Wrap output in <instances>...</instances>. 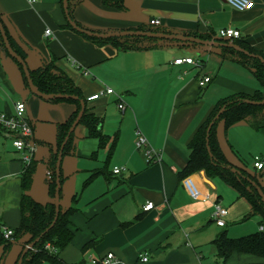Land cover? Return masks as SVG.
<instances>
[{"label":"crops","instance_id":"0c3cea01","mask_svg":"<svg viewBox=\"0 0 264 264\" xmlns=\"http://www.w3.org/2000/svg\"><path fill=\"white\" fill-rule=\"evenodd\" d=\"M122 2L123 8H114L102 0H75L72 15L83 27L98 32L151 27L207 35L231 27L240 31L238 40L264 54V0H253L243 11L225 0ZM0 17L25 52L29 69L55 59L86 98L106 88L113 90L86 102L88 112L100 118L104 139L90 136L85 123L78 122L72 144L62 154L60 205L74 208L69 217L73 236L60 250L46 243L48 258L40 264H53L52 258L57 264H91L110 252L114 259L109 264H264L260 256L238 252L223 262L213 244L221 232H227L228 222L244 221L249 202L236 193L228 208L214 179L202 170L180 177L189 143L215 103L233 93L251 95L262 88L250 69L223 58L218 47L191 42L138 50L97 45L67 26L62 0H0ZM153 20L159 23L152 24ZM45 29H50L49 35ZM180 57L193 58L196 64L173 62ZM207 75L210 82L200 87L199 81ZM16 101L26 105L37 156L46 171L58 151L57 126L76 107L34 95L18 64L0 48V113H13ZM119 102L124 103V111ZM137 129L157 152L151 161L135 147ZM24 155L14 148L10 135L0 131L2 227L14 229L20 222ZM115 167L121 168L120 173L112 172ZM44 180L47 184L46 173ZM45 199L53 201L48 190ZM147 201L154 207L142 210ZM216 203L228 212L222 227L212 218ZM25 240L13 239L6 248L0 245V264H17ZM142 255L146 261L140 260Z\"/></svg>","mask_w":264,"mask_h":264},{"label":"trees","instance_id":"16d2710c","mask_svg":"<svg viewBox=\"0 0 264 264\" xmlns=\"http://www.w3.org/2000/svg\"><path fill=\"white\" fill-rule=\"evenodd\" d=\"M73 1L75 0H68L67 7L69 17L75 21L71 9ZM102 3L114 8H123L122 0H102ZM0 20L2 21L1 17ZM75 22L78 26L83 27L77 21ZM2 24L12 49L25 61V52L10 36L3 22ZM67 26L97 45L111 44L122 50L150 49L172 42L183 44V42L179 41L156 39L146 36H122L109 38L93 37L78 32L68 22ZM134 30L161 31L151 27H137L134 28ZM188 35L199 37L204 40L233 43L256 56L252 57L246 55L243 52L228 46L218 47L221 50L223 58L235 60L250 69L262 88L251 95L245 93H233L227 97L219 99L215 103L214 107L204 122L196 130L189 143L190 153L184 168L180 172V177L202 170L208 179L217 178L222 180L236 191L238 197H244L249 202L250 211L244 216V219L258 216L259 225L262 229L239 237H230L227 235L226 231H223L213 240L215 252L223 262H226L234 252L253 254L264 259V204L256 186L261 188L263 195L264 187L261 185L256 175L249 173L243 166L232 165L226 159L219 147L215 133L216 123L221 119L224 121L226 127L238 121H245L254 131L264 133V105L251 103V101L264 100V62L258 58L261 57L264 59V54L254 50L243 41L238 39L229 40L221 38L216 36V33L207 35L192 33ZM0 48L8 54L4 47L1 35ZM13 60L18 64L24 77V82L28 87L22 66L15 59ZM29 71L34 85L40 92L45 94H65L77 97V99L71 97H46L48 100L55 102L63 100L68 101L73 103L76 107L72 115L65 122L57 126L56 138L58 151L52 155L48 164L52 176L47 181L48 194L53 199L56 189L55 166L58 152L61 144L68 135V131L73 121L76 119L81 109L80 101L84 102L85 107L79 122L85 123L90 136L97 137L102 141L104 135L99 128L100 118L88 112L86 108L87 98L83 95L81 89L73 82V80L55 64V59L43 62L37 68L32 70L29 69ZM220 110H222V112L219 117L215 119V116ZM0 131L6 132L5 128L2 126H0ZM73 134L74 132L69 135L62 150V154H64L72 144ZM35 166L36 163L34 160L29 163H24V169L20 176V222L16 228L12 229L13 232L10 238L4 237L2 226L0 225V245H2L3 248H6L13 239L17 240L21 237H26L23 246L24 249L27 244L39 237V240L34 244L33 248L29 249L24 254L22 264H40L44 258H48L45 249L46 243H49L54 249L60 250L70 242L73 236V232L69 228V217L74 210L72 206L62 209L60 205L58 218L53 226L50 227L55 216L53 201L42 203L30 195L29 190L32 184ZM258 171H262V169ZM62 181L63 177L60 169V184ZM72 200H76L75 195L72 197ZM52 262L53 264H57L55 258H52Z\"/></svg>","mask_w":264,"mask_h":264},{"label":"built area","instance_id":"2783aa9c","mask_svg":"<svg viewBox=\"0 0 264 264\" xmlns=\"http://www.w3.org/2000/svg\"><path fill=\"white\" fill-rule=\"evenodd\" d=\"M37 1V0H32ZM231 7H233L236 10L243 11L248 9L252 3L253 0H225ZM159 23L158 20H153L152 24L157 25ZM45 34H50V29H45ZM216 36L233 40L237 39L241 36V33L238 29H234L231 27H224L217 31ZM176 64H182V63H190V64H196V61L193 58L190 57H180L176 58L174 61ZM86 74L87 72L84 70L83 72ZM211 80L210 76H203L202 79L199 81V86L203 87L207 83H209ZM113 90L111 88H106L103 91H100L99 93L93 94L87 98V100H92L100 97L103 94H112ZM118 108L122 111L125 109V105L122 102L118 103ZM26 105L23 101H16L14 103V111L13 113L6 114V113H0V126L4 127L6 132L10 135L12 145L17 151L23 152L24 155V161L26 163H29L33 160L34 153L36 151V141L34 139L33 135V129L28 121L26 115ZM134 144L136 149L143 150L146 158L151 161L153 157L157 156V152L149 146V143L146 139V137L143 135V133L140 130L135 131V140ZM253 167L257 170H261L264 168V159L259 160L255 159L253 162ZM121 168L115 167L113 169L114 174L120 173ZM47 179H50L52 176V173L50 169H46L45 171ZM185 185H188V181L185 182ZM153 203L150 201H147L143 206L142 210H150L152 209ZM227 209L226 207L222 206L219 203H216L214 205V210L212 212V218L215 221V224L217 226H224L225 225V217L227 215ZM262 229V227H261ZM3 235L5 238H10L12 234V229L8 227H2ZM114 259L113 253H108L104 258L102 259H93L91 260V264H109ZM141 261H146L147 257L142 255L140 258Z\"/></svg>","mask_w":264,"mask_h":264},{"label":"rangeland","instance_id":"374dc122","mask_svg":"<svg viewBox=\"0 0 264 264\" xmlns=\"http://www.w3.org/2000/svg\"><path fill=\"white\" fill-rule=\"evenodd\" d=\"M175 43V42H172ZM216 138L219 147L232 165L243 166L249 173L256 175L261 185L264 187V168L258 171L253 167L255 159H264V133L253 132L249 126L242 121L225 126L221 119L216 123ZM37 156V151H36ZM36 158V166L33 173V182L30 189L31 195L42 203H45L47 196V184H45V171L43 162L38 154ZM220 196L226 206L233 204L236 192L235 190L219 179H214ZM258 216H252L240 223H230L226 227L228 236L239 237L243 234H249L259 230Z\"/></svg>","mask_w":264,"mask_h":264},{"label":"water","instance_id":"95a60500","mask_svg":"<svg viewBox=\"0 0 264 264\" xmlns=\"http://www.w3.org/2000/svg\"><path fill=\"white\" fill-rule=\"evenodd\" d=\"M67 1L68 0H62V7H63V11L66 17L67 22L78 32H81L83 34H86L88 36H93V37H101V38H109V37H122V36H146V37H151V38H156V39H163V40H174V41H182V42H191V43H196V44H200V45H204V46H210V47H219V46H228V47H232L237 49L240 52H243L246 55H250L252 57H256L254 54H250L248 51L238 47L236 44L233 43H222V42H218V41H213V40H204L201 39L199 37H195L192 35H184V34H178V33H168V32H161V31H144V30H134V29H126V30H116V31H108V32H98V31H93L91 29L88 28H83L80 27L76 24L75 21H73L69 15H68V7H67ZM0 35L2 37L3 43H4V47L7 50V53L9 54V56L13 59H15L23 68L24 71V75L25 78L27 80V85L29 90L34 94L37 95L39 97H56V98H73V99H77L76 96H69V95H65V94H45L40 92L36 86L34 85L31 76H30V71L29 68L26 64V62L16 53L14 52V50L12 49L7 36H6V32L4 30L2 21L0 20ZM262 62H264V59L261 57H258ZM81 103V109L76 117V119L73 121L69 131H68V135L65 138V140L63 141V143L60 146L59 152H58V156H57V160H56V166H55V183H56V189H55V194L53 197V203H54V207H55V216L54 219L50 225L53 226V224L55 223V221L58 218L59 212H60V162H61V157H62V150L67 142V139L69 137V135L73 132L75 126L78 124V122L80 121V118L82 116V113L84 111V102L80 101ZM251 103L253 104H258V105H264V100L261 101H251ZM222 112V110H220L217 115L215 116V119H217L220 115V113ZM235 170V169H233ZM256 189L259 193V195L261 196L262 202L264 204V195L263 192L261 190L260 187L256 186ZM39 240V237H37L35 240H33L32 242H30L29 244H27L25 246V248L23 249L17 264H22V260H23V256L24 254L31 248H33L34 244Z\"/></svg>","mask_w":264,"mask_h":264}]
</instances>
